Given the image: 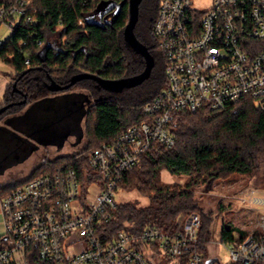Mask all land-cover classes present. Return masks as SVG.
<instances>
[{"label": "built area", "instance_id": "1", "mask_svg": "<svg viewBox=\"0 0 264 264\" xmlns=\"http://www.w3.org/2000/svg\"><path fill=\"white\" fill-rule=\"evenodd\" d=\"M194 1H159L152 31L166 85L142 106L145 120L89 155L100 175L82 186L75 168L61 164L0 198V264H168L165 257L178 262L189 248L187 264H201L197 211L178 216L175 232L148 225L139 233H104L125 173L153 143L174 145L175 113L222 110L245 98L264 111V0H210L206 8ZM27 3L0 6L1 24L32 21ZM261 226L239 240H219L231 262L264 264V216Z\"/></svg>", "mask_w": 264, "mask_h": 264}, {"label": "trees", "instance_id": "2", "mask_svg": "<svg viewBox=\"0 0 264 264\" xmlns=\"http://www.w3.org/2000/svg\"><path fill=\"white\" fill-rule=\"evenodd\" d=\"M15 1L0 0V6ZM26 1V12L33 19L25 22V16H21L13 24L9 36L0 45V60L13 69L2 104L20 100L22 94L18 90L26 94L27 100L7 108L0 119L17 114L36 95L48 93L47 75L59 84H66L79 72L113 79L143 70L144 58L127 45L123 36L129 18L128 0ZM104 1L121 4L113 20L93 18L100 12L96 11L98 4ZM159 1H141L134 27L136 37L154 58L149 77L122 92L108 91L89 78L78 81L75 85L84 87L90 97L83 119L85 144L71 153L43 157L45 161L41 159L36 163L24 179L0 183V198L61 164L72 165L81 185H87L100 175L90 167L89 155L130 125L146 119L142 106L166 85L165 60L152 31ZM13 82L18 90H14ZM172 125L174 145L153 143L119 183L118 190L135 191L146 203H141L139 198L116 202L104 233L110 236L119 230L139 233L148 225L162 232H175L185 215L197 211L201 215V225L196 248L203 253L201 264H204L209 257L207 244L212 239L213 217L196 198V187L204 184L210 189L218 179L233 174L254 177L260 172L264 183V111L256 108L251 98H245L222 110L203 107L194 112L178 111ZM163 170L186 178L183 182L163 181ZM180 215L182 219L177 221ZM233 231L223 225L220 240L243 237L241 233L234 235ZM190 249L184 250L178 264H187ZM228 264L239 263L230 261Z\"/></svg>", "mask_w": 264, "mask_h": 264}, {"label": "rangeland", "instance_id": "3", "mask_svg": "<svg viewBox=\"0 0 264 264\" xmlns=\"http://www.w3.org/2000/svg\"><path fill=\"white\" fill-rule=\"evenodd\" d=\"M209 3L210 0L194 1V4L201 8H206ZM10 32L11 28L8 24H0L1 41H4ZM12 71L13 69L9 64L0 60L1 74L9 75ZM75 84L66 89L67 91L64 93H62V90L53 96H47L50 94V91L36 95L30 103L37 99L36 104L40 103L42 105L41 107H33L35 105L33 103L34 105L31 104L25 109V114H10L0 119V123L2 120L7 121L10 124L9 126L12 127L9 128L12 131L0 128V183H6L9 180L24 179L31 173L34 165L43 157L53 154L71 153L85 144L86 135L82 138L85 123L81 119L85 107L83 108L80 105L78 107L76 106L78 109L64 118H62V114L64 113L62 110L63 107H60L57 114H54L49 108L47 110L42 109L46 105L62 106L65 100H83L85 95L81 92L88 93V91L84 87ZM43 96H46L45 99H38ZM47 97H54V99ZM38 114H44L46 116L50 114V117L54 116L62 119L60 122L52 124L43 134L33 133V116ZM14 128L29 134H34L40 141L43 140L45 145H33V143H30L31 141L29 142L27 139L19 138L18 134L14 132ZM74 143L76 145H73ZM34 146L38 147L31 151ZM57 147H59V150ZM161 178L163 181L183 182L186 176H174L168 173V171L163 170L161 172ZM262 180L261 172L254 177L233 174L227 178L214 181L210 189H206L204 184H199L196 187V198L203 206L204 211L210 212L213 217L211 226L212 239L207 244L208 253L211 255L212 253L209 251L217 245L216 254L220 264H228L230 262L227 248L223 243L219 242L220 231L223 225L227 228H233L236 234H240V230L250 233H256L262 230L261 222L264 216V183ZM255 196L262 199L256 200L253 198ZM135 198H139L141 203H146V200L138 197L135 191L125 192L118 190L115 194L116 202L134 200ZM165 259L168 264H178V262H174L170 258L165 257Z\"/></svg>", "mask_w": 264, "mask_h": 264}, {"label": "water", "instance_id": "4", "mask_svg": "<svg viewBox=\"0 0 264 264\" xmlns=\"http://www.w3.org/2000/svg\"><path fill=\"white\" fill-rule=\"evenodd\" d=\"M141 1L142 0H128L129 18H128V22L125 25L124 30H123L124 40L127 43V45L131 49H133V51L140 54L145 60V66L141 72H139L135 75L120 77V78H113V79L100 77L96 74H91V73H87V72H79V73L74 74L70 78V81L66 84H59L55 80L51 79L50 82L47 84V89L52 91V92L66 90V89L70 88L72 85H74L76 82H78L82 79H85V78H89V79L95 80L99 87H102L108 91L122 92L125 88L135 87V86L141 84L146 78H148L150 73H151L152 67L154 65V58H153L152 54L149 52L147 46L144 45L142 42H140L134 33V27H135L137 20H138L139 5H140ZM113 7H115V13H114V17H115L120 10L121 4L115 5V4H111L109 1L100 2L96 8V11L107 10V9L113 8ZM114 17H113V19H114ZM13 87H14V90H18L16 88V82H13ZM18 91L20 93L22 92L20 90H18ZM81 93H83V92H81ZM83 94L85 95V93H83ZM47 98L54 99V97H47ZM42 99H45V97L41 98V100ZM25 101H26V96L17 103H19V104L25 103ZM89 101L90 100L85 95L83 100H79V101L77 99L65 100L62 106H58V105H48L47 106L46 105V106H43L42 109L47 110V108H49L52 110V112L54 114H57L60 110V107H63L62 110L64 111V113L62 114V118H64V117L68 116L69 114H71L72 112L76 111L78 109L77 108L78 105H80L84 108L85 107L84 102L88 103ZM36 102H37V100L30 103L29 105L34 103L35 105L33 104L34 105L33 107H41L42 106L40 103L36 104ZM13 104H16V102H10L8 104L0 106V114L3 113L7 108L12 106ZM85 113H86V107L84 108V111L82 112V116H81L82 120L85 116ZM22 114H25V111L21 114H18V115H22ZM48 115L49 116H46L44 114H38V115L33 116V118H34L33 122H32L33 127H34L33 133L37 132V133L43 134V132L45 130H47L52 124H54L55 122H60V120L62 119V118L54 117V116L50 117V114H48ZM4 124L10 125V124H8L7 121H4ZM0 128L3 130L4 129L11 130V129H9V127H6L5 125H0ZM14 132H16L18 134L19 138L27 139V140H29V142L31 141L30 143H33V145H35V144L43 145L44 144L43 140L40 141L32 133L29 134V133L20 131V130L15 129V128H14ZM82 137H83V131H82ZM73 145H76V143H74ZM37 147L38 146H34L31 151L35 150ZM59 147H57L58 150H59ZM217 260H218L217 258H209L205 261L204 264H214Z\"/></svg>", "mask_w": 264, "mask_h": 264}, {"label": "crops", "instance_id": "5", "mask_svg": "<svg viewBox=\"0 0 264 264\" xmlns=\"http://www.w3.org/2000/svg\"><path fill=\"white\" fill-rule=\"evenodd\" d=\"M10 82V76L9 75H6V74H1L0 73V106H2L3 104V95H4V92H5V90H6V87H7V85H8V83ZM48 96V95H47ZM50 96H53V95H50ZM43 97H46V96H43ZM43 97H40V98H38V99H41V98H43ZM37 100V99H36ZM35 101V100H34ZM33 101V102H34ZM28 107V106H27ZM0 125H5L6 127H9V128H12L11 126H9V125H7V124H4V121L2 120L1 121V123H0ZM254 199H260V197H257V196H255V197H253ZM262 199V198H261ZM260 199V200H261ZM262 202V201H261ZM240 230V229H239ZM3 231H4V226H3V222H2V219H1V216H0V237L2 236V234H3ZM233 233H234V235H236V233H235V231H233ZM240 235H242V236H244L245 234H248V233H250V232H243V231H241L240 230ZM216 251H217V245H215L214 247H212V250H210L209 252H211L212 254L210 255L209 254V257L207 258V259H209V258H217L218 259V257H217V254H216ZM206 259V260H207ZM214 264H220V261H219V259L214 263Z\"/></svg>", "mask_w": 264, "mask_h": 264}, {"label": "flooded vegetation", "instance_id": "6", "mask_svg": "<svg viewBox=\"0 0 264 264\" xmlns=\"http://www.w3.org/2000/svg\"><path fill=\"white\" fill-rule=\"evenodd\" d=\"M114 13H115V7H113V8H109V9H107V10H101L100 12H98V13H96L94 16H93V18L94 19H97V20H99V21H101V20H104V21H107V20H109V19H111L112 17H114ZM112 20V19H111ZM51 79H53L50 75H47V82H45V87L47 88V84L50 82V80ZM54 80V79H53ZM21 91V90H20ZM50 91V90H49ZM67 90H63V92L62 93H64V92H66ZM23 92V91H22ZM20 93V94H22V98L20 99V100H22L25 96H26V94L23 92V93ZM58 92V91H57ZM57 92H52V91H50V94H48V96H50V95H54V94H57ZM84 93V92H83ZM25 94V95H24ZM85 95L87 96V98L89 99L90 97H89V93H87V92H85ZM20 100H18V101H16V104H19V103H17V102H19ZM26 100H27V96H26ZM26 102V101H25ZM32 103V102H31ZM20 104H23V103H20ZM30 104V102L22 109V111H19L17 114H21V113H23L24 111H25V109L27 108V106ZM84 105H85V107H86V105H87V103L86 102H84Z\"/></svg>", "mask_w": 264, "mask_h": 264}]
</instances>
